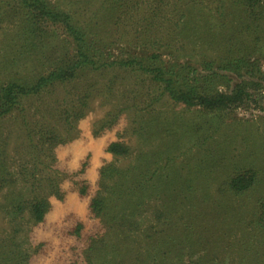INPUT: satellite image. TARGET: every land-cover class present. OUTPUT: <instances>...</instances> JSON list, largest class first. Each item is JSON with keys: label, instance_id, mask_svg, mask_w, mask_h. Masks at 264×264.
I'll return each instance as SVG.
<instances>
[{"label": "trees", "instance_id": "16d2710c", "mask_svg": "<svg viewBox=\"0 0 264 264\" xmlns=\"http://www.w3.org/2000/svg\"><path fill=\"white\" fill-rule=\"evenodd\" d=\"M77 3L95 7L83 15L73 0L63 5L57 0H0V24L19 25L5 39L0 54V120L20 115L26 135L16 162L8 160L6 143L0 138V193L14 184L20 189L6 197L4 211L14 222L27 214L31 222L43 223L52 199L63 201L67 195L61 187L63 172L57 168L56 150L69 142L70 127L86 116L94 96H114L115 105H124L119 112L134 110V101L145 97L146 110L140 120H132L141 148L134 150L121 140L108 144L106 152L113 157L128 159L136 152L135 158L125 168L114 163L102 166L98 190L90 198V214L115 228L121 242L129 243L133 231L139 232L142 210L155 203L152 217L157 230L148 236L145 261L201 264L204 259L212 262L215 241L207 237L215 215L209 207L214 204L220 209L216 215L236 217L250 226L238 240L244 261L264 253V143L254 147L256 152H248L250 147L234 156V162L235 143L224 139L221 148L207 133L199 136L198 128L196 140L200 138L201 146L213 140L215 146L204 148V158L193 167L199 151L184 149L192 139L191 126L184 128L180 114L166 115L161 107L168 99L187 111L197 109L200 118L220 114L222 129L228 114L260 107L264 0ZM100 73H113L112 83L94 92L98 83L93 76ZM117 73L133 79L132 89L125 88L121 95L114 90ZM60 90L64 94L58 101L72 96L71 106L60 110L53 104L42 106L40 119L30 122L28 103ZM63 116L66 126L59 127L55 123ZM118 116L109 113L99 121L94 136L111 128ZM246 139L243 145L257 143L255 138ZM186 153L190 157L183 167L179 161ZM87 167L84 162L77 175ZM74 186L80 198L89 196L87 181H76ZM218 197L222 203L216 202ZM229 202L241 205L236 214L229 210ZM82 229L77 224L73 235L80 238ZM17 233L16 226L8 234L0 232V264H29L30 255ZM100 244L93 241L87 249L86 264H104Z\"/></svg>", "mask_w": 264, "mask_h": 264}, {"label": "rangeland", "instance_id": "374dc122", "mask_svg": "<svg viewBox=\"0 0 264 264\" xmlns=\"http://www.w3.org/2000/svg\"><path fill=\"white\" fill-rule=\"evenodd\" d=\"M57 1L63 5L68 0ZM73 1L76 3L77 8H80V13L83 15L84 12L92 11L95 7L92 4L77 3L78 0ZM18 26L17 24H10L8 21L0 24V54L3 53L5 39L10 34L13 35L17 31ZM100 74L102 75V73ZM100 74L93 76L94 81L98 83V86L94 88V92L98 87L105 88L112 83L111 77L114 76L113 73H104L102 76ZM116 75L117 79L113 82L116 94L121 95L127 87L130 90L132 89V78L121 73H117ZM63 94V90L53 95L46 93L42 95L43 97L40 101L34 99L31 101L32 104L28 103L27 107L31 106L27 112L28 120L30 122L39 120L41 117L39 111L42 106L53 104L52 107L55 109L60 106L59 110L60 108L71 106L72 96L67 97L65 102L58 101V99L63 97ZM114 102V96L113 98H109L106 94L104 96H94L89 103L86 116L76 122L73 127H70L69 142L57 148L55 153L58 161L57 168L63 172L61 187L64 191H67V195L63 201L52 199V209L43 223L35 224L31 222L27 214H24L23 218L17 220L19 222H14L4 211L3 207L6 206V197L9 194L20 191L19 185L16 187V184H14L0 193V232L5 235L6 233H10L15 226L17 227L18 233L16 236L22 242L25 251L30 255L29 264H86V258L90 255L89 252L87 253V249L92 245L93 241L102 242L98 246L103 248L99 251V256L101 262L104 264H120L121 261L124 264H153L151 261V263L148 260L145 261V259H147L146 245L151 242L148 236L157 230V228L154 229L157 222L153 221L152 217L155 203L149 204L142 210L139 218L140 221H138L139 232L134 234L133 231L129 243L121 242L119 240L120 237H117L115 233L116 229L92 216L89 210L90 198L98 190L97 183L102 166L114 163L121 168H125L135 158L136 152L128 159L113 157L106 152L108 144L112 141L121 140L133 147L134 150L141 148L137 136L132 131V128H136L132 120H140L139 116L143 115L144 110H146L145 106L149 103V100L141 97L138 101H134V110H125L123 112H119V110L124 105L118 106ZM164 103L165 105H161V107L167 112L166 115L180 114L183 127L188 128L191 126V136L189 138L192 139H190L189 144L184 149L193 148L192 152H196V149H198L199 154L195 158V162L192 163L193 167H197L199 161L204 158L203 154H206L203 152L204 148L208 145L210 147L215 146L214 140L221 148L220 142L224 139H230V142L235 143L233 147L231 146L232 150L237 148V150L235 149V153L232 152L231 154L234 162V156L250 147L248 152H256L254 147L258 144L263 145L264 143V93H262L260 107L252 105L248 109H239L234 113L228 114L224 119L225 126L223 129L219 126L220 114L204 115L200 118V114L196 111L197 109L187 111L182 105H176L168 101V99ZM126 105H130V103H126ZM109 113L119 114V116L111 128L100 131L99 136L95 137L93 134L94 126L102 119H105ZM65 118L63 116L57 119L55 124L59 125V127L66 126V122H64ZM197 129L199 130V136L200 134L207 133L208 136L206 137L214 138V140L202 143L201 146L200 138L196 140L198 136ZM207 129H211L214 133L212 132L210 135L211 131ZM24 131L23 121L18 114H12L8 118L0 120V138L3 144L6 143L7 156L10 162H16L19 159L21 147H23L21 142L24 139ZM61 131L65 133L63 128ZM246 138H255L257 143L243 145L246 142L245 140H247ZM204 140L202 137V142ZM189 157V154L186 153L183 157L184 159H180L181 161L179 162L183 167L186 166ZM84 162L88 164L85 173L77 175ZM228 164L229 161L227 160L226 167ZM181 171L189 172L184 169ZM80 180L87 181L89 185V196L84 199L80 198L73 190V187H75L74 182ZM216 184H214V187ZM216 202L222 203L219 197ZM215 206L213 204L209 207L211 214L215 215H212L209 222L210 233L207 237L210 241H215L214 246L211 244L213 255L211 254L210 256L212 262L206 263V259H204L201 264H264V253L262 251L259 255L253 254L246 261L243 260V250L240 249L238 240L244 228L250 230V226L247 223L239 222L236 217L228 216V220L227 217L216 215V212L220 209L216 210L217 206ZM229 206V210H233L232 213L236 214V210L239 211V206L241 205L229 202ZM243 217L248 221L247 214ZM79 223L83 225L80 238L73 235V231ZM151 226H153V229L146 233L147 230H150ZM200 226L203 227L202 223ZM196 258L195 256L194 259ZM140 260L141 263H139ZM188 260L187 257H184L186 263H188ZM167 263L171 264L169 261Z\"/></svg>", "mask_w": 264, "mask_h": 264}]
</instances>
